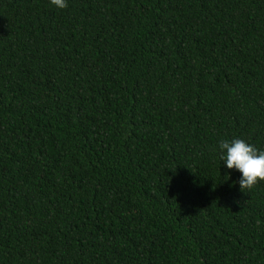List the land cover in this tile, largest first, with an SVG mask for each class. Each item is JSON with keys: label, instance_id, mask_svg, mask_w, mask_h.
<instances>
[{"label": "trees", "instance_id": "obj_1", "mask_svg": "<svg viewBox=\"0 0 264 264\" xmlns=\"http://www.w3.org/2000/svg\"><path fill=\"white\" fill-rule=\"evenodd\" d=\"M232 138L264 149V0H0V264H264Z\"/></svg>", "mask_w": 264, "mask_h": 264}, {"label": "clouds", "instance_id": "obj_2", "mask_svg": "<svg viewBox=\"0 0 264 264\" xmlns=\"http://www.w3.org/2000/svg\"><path fill=\"white\" fill-rule=\"evenodd\" d=\"M49 3L58 10L68 7V0H49ZM217 150L222 165L227 170H235L241 174L239 180L234 182L241 191L250 190L264 182V149L257 148L245 139L232 138L221 140ZM224 176L231 179V172H226Z\"/></svg>", "mask_w": 264, "mask_h": 264}]
</instances>
